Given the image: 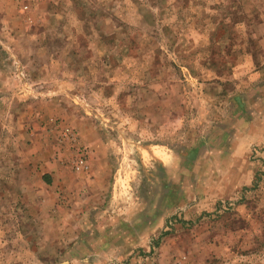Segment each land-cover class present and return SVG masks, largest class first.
Here are the masks:
<instances>
[{
	"label": "rangeland",
	"instance_id": "rangeland-1",
	"mask_svg": "<svg viewBox=\"0 0 264 264\" xmlns=\"http://www.w3.org/2000/svg\"><path fill=\"white\" fill-rule=\"evenodd\" d=\"M0 264H264V0H0Z\"/></svg>",
	"mask_w": 264,
	"mask_h": 264
},
{
	"label": "built area",
	"instance_id": "built-area-1",
	"mask_svg": "<svg viewBox=\"0 0 264 264\" xmlns=\"http://www.w3.org/2000/svg\"><path fill=\"white\" fill-rule=\"evenodd\" d=\"M58 132L60 133V136L62 138H65L73 146H76V136L73 134V132L71 130H69L67 127H63V128H60ZM77 152L78 153L76 156V160L74 162V169L76 171L82 169L85 165L84 150L78 148Z\"/></svg>",
	"mask_w": 264,
	"mask_h": 264
}]
</instances>
